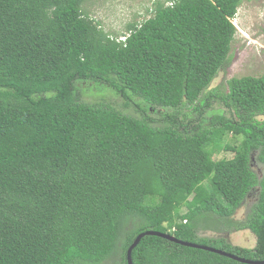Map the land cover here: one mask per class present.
I'll use <instances>...</instances> for the list:
<instances>
[{
    "label": "trees",
    "instance_id": "trees-1",
    "mask_svg": "<svg viewBox=\"0 0 264 264\" xmlns=\"http://www.w3.org/2000/svg\"><path fill=\"white\" fill-rule=\"evenodd\" d=\"M86 1L0 0V264H128L147 231L263 260L264 73L209 87L250 0H157L123 41ZM95 90L139 115L81 99ZM253 195L236 223L253 247L198 235ZM131 261L251 264L156 235Z\"/></svg>",
    "mask_w": 264,
    "mask_h": 264
},
{
    "label": "rangeland",
    "instance_id": "rangeland-1",
    "mask_svg": "<svg viewBox=\"0 0 264 264\" xmlns=\"http://www.w3.org/2000/svg\"><path fill=\"white\" fill-rule=\"evenodd\" d=\"M156 1L87 0L84 3V8L95 21L100 23L103 30L120 37L126 31V24L141 21L150 16ZM232 21L237 32L231 42L228 60L211 81L210 89L217 87L221 91H226L228 87L227 80L232 77L259 76L264 73V0L243 1ZM80 97L82 100L89 102L111 103L127 114L139 115L130 107H125L122 100L111 91L84 92ZM240 139L239 136L233 137L230 134L226 136L227 142L231 145L237 144ZM232 156L233 152L231 151H221L215 153L213 158H230ZM253 159L252 167L260 177L264 171V166L257 159ZM254 197L256 195L244 200L235 214L228 217L227 222L229 221V223L225 221L226 224L223 223L212 213L199 216V219H202L196 222L198 235L207 237L222 236L233 245L253 247L255 244L254 235L248 229H238L236 223H240L246 218ZM182 212H184V209H182ZM102 264H112V260L109 259Z\"/></svg>",
    "mask_w": 264,
    "mask_h": 264
},
{
    "label": "water",
    "instance_id": "water-1",
    "mask_svg": "<svg viewBox=\"0 0 264 264\" xmlns=\"http://www.w3.org/2000/svg\"><path fill=\"white\" fill-rule=\"evenodd\" d=\"M144 235L161 236L163 238H166V239H168L170 241H173V242H176V243H180L182 245L193 246V247H197V248L204 249V250H207V251H213V252L228 256L230 258H233L235 260H238V261H241V262H245V263H251V264H263L264 263V259L263 260L246 259V258H243V257L236 256L234 254L228 253V252H226V251H224L222 249H218V248H214V247H210V246H206V245H200V244H195V243L181 241V240L176 239L173 235H169V234H166V233L155 232V231H147V232H143V233L138 234L136 236V238L134 239L133 243H131V245L128 247V249H127V261H128V264H132V261H131L132 249L136 246V244L139 242L140 238L142 236H144Z\"/></svg>",
    "mask_w": 264,
    "mask_h": 264
},
{
    "label": "clouds",
    "instance_id": "clouds-1",
    "mask_svg": "<svg viewBox=\"0 0 264 264\" xmlns=\"http://www.w3.org/2000/svg\"><path fill=\"white\" fill-rule=\"evenodd\" d=\"M121 37H123V38H121ZM121 37L119 38L120 40H122V41L125 40V37L124 36H121Z\"/></svg>",
    "mask_w": 264,
    "mask_h": 264
}]
</instances>
